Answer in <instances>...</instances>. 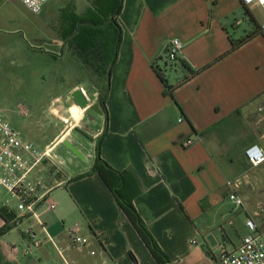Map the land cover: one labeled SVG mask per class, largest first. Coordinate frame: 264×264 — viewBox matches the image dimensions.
Returning a JSON list of instances; mask_svg holds the SVG:
<instances>
[{"label":"crops","instance_id":"0c3cea01","mask_svg":"<svg viewBox=\"0 0 264 264\" xmlns=\"http://www.w3.org/2000/svg\"><path fill=\"white\" fill-rule=\"evenodd\" d=\"M23 7L34 17L30 30L40 44L35 52L49 65L39 70V82L69 86L48 106L57 134L44 148L53 146L55 153L77 127L92 128L93 143L82 158L66 146L63 154L74 159L69 162L84 158L83 163L75 161L70 170L58 157L60 172L49 178L56 210L41 204L36 218L19 220L31 224L27 230L10 221L12 229L0 237V264H157L111 190L91 174L99 156L113 169L130 172L126 186L139 188L133 204L171 264H219L220 246L236 250L249 233L248 219L264 235V163L254 167L245 154L253 145L264 150V18L256 19L242 0H124L105 113L103 83L64 38L70 28L65 6L49 0L40 14ZM245 12L256 25L253 32L243 26ZM172 38L184 44L180 59L200 71L186 81L189 71L166 58ZM168 69L178 72L169 78ZM78 91L88 107L78 104ZM94 104L100 112L91 109ZM187 139L193 144L185 146ZM56 185L64 190L54 191ZM8 200L6 191L0 212L9 211ZM6 224L0 213V230ZM75 225L89 239L87 246H73ZM33 239L42 246L31 247Z\"/></svg>","mask_w":264,"mask_h":264},{"label":"rangeland","instance_id":"374dc122","mask_svg":"<svg viewBox=\"0 0 264 264\" xmlns=\"http://www.w3.org/2000/svg\"><path fill=\"white\" fill-rule=\"evenodd\" d=\"M87 1L51 0V4L56 7L65 6L63 13L66 14L70 12V9L82 13L88 6ZM250 7L253 9L256 19L264 18L262 7L254 5ZM245 14L246 19L243 26L248 32H253L256 25L251 14L248 12ZM24 20L25 25L22 23ZM33 21V15L28 13L18 0H0V108L5 111L7 119L23 133L25 139L33 141L35 145L43 149L44 145L57 134L50 118L48 106L53 97L65 93L69 86L68 83L52 85V83L42 84L39 82L42 75L39 70H43L49 65L38 58L35 52L40 44L34 40L31 34L30 25ZM42 47L46 50L45 46ZM53 70L56 72L57 65L53 64ZM168 72L167 77L170 78L176 75L178 70L168 69ZM47 73V78L50 79V71ZM69 73L72 75L74 72L70 70ZM57 87H63V90H59ZM31 126L35 130L34 134H32ZM65 150L66 145L62 142L57 145L55 153L53 152L57 162L59 161L58 157H61V162H65L63 167H68L71 170L78 164L75 161L83 163L84 158L77 159L73 163L69 162L70 159H74L64 155ZM90 160L88 162H93L92 159ZM91 168L93 171L94 165ZM61 189L64 190V187L54 186V191ZM3 195H6V191L0 189V196ZM11 205L16 209V202L12 201ZM29 225L31 224L27 225L23 219L15 228L20 231L27 230Z\"/></svg>","mask_w":264,"mask_h":264},{"label":"built area","instance_id":"2783aa9c","mask_svg":"<svg viewBox=\"0 0 264 264\" xmlns=\"http://www.w3.org/2000/svg\"><path fill=\"white\" fill-rule=\"evenodd\" d=\"M20 1L31 13L40 14L49 0H28L27 3L26 0ZM242 2L246 6L258 5L264 10L262 0ZM260 31L264 35V22L260 25ZM183 49L184 44L178 38H172L167 42L166 58L172 66L177 64ZM192 144L191 139L184 142L185 146ZM53 152V146L41 149L25 140L22 132L7 119L5 111L0 108V187L12 196V199L6 202L8 212L14 214L11 225H16L23 217L36 218L41 204H46L48 210H56V203L49 199L53 190L49 178L60 172ZM245 154L254 167L264 163V150L259 145L250 146ZM230 199L239 206L243 205V201L235 194H231ZM12 201L16 202L14 210L11 209ZM247 227L249 233L236 250L228 252L225 246H220L219 264H264V235L253 219L247 220ZM34 235L32 230L27 231V236L31 239L35 237ZM70 236L73 246L78 248L85 247L90 242L80 233L79 225L70 229ZM42 244V240L33 239L31 247L39 248Z\"/></svg>","mask_w":264,"mask_h":264},{"label":"trees","instance_id":"16d2710c","mask_svg":"<svg viewBox=\"0 0 264 264\" xmlns=\"http://www.w3.org/2000/svg\"><path fill=\"white\" fill-rule=\"evenodd\" d=\"M88 3L89 6L82 15L77 14L73 9H70L68 14L63 13L64 21L67 20L70 24V28L64 38L71 39V46L77 56L103 83L100 103L103 111L107 113L106 100L109 92V83L113 66L118 58L123 35L118 17L123 9L124 0H88ZM256 33H259L258 30ZM177 63H180L191 74V76L184 79L185 81L200 72L194 70L180 58ZM159 76L167 92H171V87L168 86L167 80L161 72H159ZM102 140L103 136L99 140L98 150ZM91 174H98L111 190L157 264H171L168 256L159 247L133 204V199L138 195L139 188L135 187L134 184L130 187L126 186L127 177L131 175L130 172H120L113 169L99 156ZM0 213L7 222L6 226L0 230L1 237L12 229L9 222L13 220L14 214L9 213L8 210H2Z\"/></svg>","mask_w":264,"mask_h":264},{"label":"water","instance_id":"95a60500","mask_svg":"<svg viewBox=\"0 0 264 264\" xmlns=\"http://www.w3.org/2000/svg\"><path fill=\"white\" fill-rule=\"evenodd\" d=\"M79 94H81L80 91L74 94L78 104L83 108L88 107L89 102L83 97H79ZM92 98L95 97L93 96ZM91 109L100 112L99 104L92 105ZM74 132L75 134H72L69 138L63 140V143L70 148L75 156L82 158L88 153L89 145L93 143V139L89 135L93 132V129L88 126V129L85 131L84 129L77 127L74 129Z\"/></svg>","mask_w":264,"mask_h":264},{"label":"clouds","instance_id":"9594fccd","mask_svg":"<svg viewBox=\"0 0 264 264\" xmlns=\"http://www.w3.org/2000/svg\"><path fill=\"white\" fill-rule=\"evenodd\" d=\"M28 2V0H26V3ZM262 2H264V0H262Z\"/></svg>","mask_w":264,"mask_h":264},{"label":"bare ground","instance_id":"6f19581e","mask_svg":"<svg viewBox=\"0 0 264 264\" xmlns=\"http://www.w3.org/2000/svg\"><path fill=\"white\" fill-rule=\"evenodd\" d=\"M75 108V107H74ZM73 110V109H72ZM75 117V116H74ZM76 119H78V118H76Z\"/></svg>","mask_w":264,"mask_h":264}]
</instances>
